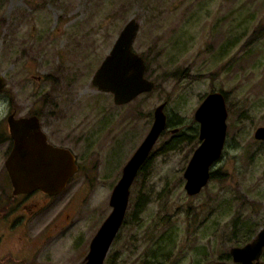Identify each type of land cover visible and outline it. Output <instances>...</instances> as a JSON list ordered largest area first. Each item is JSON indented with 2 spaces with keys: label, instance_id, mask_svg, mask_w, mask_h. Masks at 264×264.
Masks as SVG:
<instances>
[{
  "label": "rangeland",
  "instance_id": "1",
  "mask_svg": "<svg viewBox=\"0 0 264 264\" xmlns=\"http://www.w3.org/2000/svg\"><path fill=\"white\" fill-rule=\"evenodd\" d=\"M263 16L264 0H0V130L14 104L20 113L42 112L44 121L53 114L57 127L94 141L76 148L82 169L64 189L76 193L84 219L73 226L72 247L57 248L59 264L68 251L79 263L110 210L122 165L164 100L168 131L133 179L105 264H142L144 257L205 264L264 223V141L252 137L264 125V37L251 36ZM130 18L139 25L132 49L154 87L116 105L91 75ZM218 90L227 116L221 154L209 167L217 177L188 195L182 173L200 141L193 112Z\"/></svg>",
  "mask_w": 264,
  "mask_h": 264
},
{
  "label": "water",
  "instance_id": "2",
  "mask_svg": "<svg viewBox=\"0 0 264 264\" xmlns=\"http://www.w3.org/2000/svg\"><path fill=\"white\" fill-rule=\"evenodd\" d=\"M138 27L134 18L126 21L108 53L91 75L92 85L99 91L111 93L112 101L117 105L127 103L154 87V82L144 77V59L132 49ZM4 85L5 80L0 74V91ZM164 104L161 102L154 107L149 130L123 164L121 174L109 194L110 211L91 237L82 264H102L123 220L130 185L164 128ZM225 113L224 96L219 90L207 93L193 112V118L198 122L197 139L200 142L185 163L182 173L183 188L188 195L196 194L206 183L211 162L221 154L226 128ZM7 123L14 143L5 160V168L13 192L40 189L55 193L63 190L68 178L77 169L73 154L67 149L47 143L35 116L15 118L10 115ZM252 137L264 140V126L256 127ZM263 246L264 224L251 241L230 247L229 254L234 262L253 264ZM205 264L227 263L208 261Z\"/></svg>",
  "mask_w": 264,
  "mask_h": 264
},
{
  "label": "flooded vegetation",
  "instance_id": "3",
  "mask_svg": "<svg viewBox=\"0 0 264 264\" xmlns=\"http://www.w3.org/2000/svg\"><path fill=\"white\" fill-rule=\"evenodd\" d=\"M253 34L254 36L257 34V36L262 35L264 37V16L263 19L260 20L259 27H256L253 30L251 36H253ZM163 102L165 103V106L166 100ZM199 102L197 103L199 104ZM7 106V112L3 119L5 126L0 130V264H59L63 258L58 255L57 248L72 247L74 236L73 226L77 222L84 219L83 217L78 218L77 216L83 215L80 214L81 212L79 211L78 203L75 201L76 193L68 192L64 189H66L68 183L72 180V177L75 174L80 173L82 169L76 148H89V146L94 144V141L93 139H90L88 132L74 133V131H76L74 128L57 127V124L54 122V117H52L53 114L50 116L49 121H44L45 116L42 112L30 111V108L28 107L26 111L20 113L14 104H8ZM44 107H46V103H44ZM10 115L15 118L35 116L40 130L44 134L46 142L52 146L67 149L73 154L77 169L68 178L63 190L55 193H48L40 189L28 192H13L10 177L7 169L5 168V160L8 157L14 143V139L10 135L7 123V118ZM166 116L162 133L168 131V126L170 125ZM172 130L174 131L176 128H173ZM79 143H83L82 146ZM148 160L149 154L139 167L135 177L143 170ZM84 198L86 197H82V200H84ZM123 221L124 217L122 223ZM262 225L257 226L253 233L246 237L247 240L243 241L241 244H235L234 246H241L251 241ZM81 235L82 233H80L77 238V245H80L79 239ZM88 245L89 243L87 244L86 249L83 247L80 251L79 257L81 258L78 264H82L84 262ZM107 253L102 264H105L107 260ZM70 254L71 251H68L66 260L64 259L65 264H72ZM212 261L225 262L227 264H240L239 262H234L232 260V257L229 254V249L228 256L220 259H213ZM257 262L259 264H264V246L261 248L258 258L253 260V264H257Z\"/></svg>",
  "mask_w": 264,
  "mask_h": 264
},
{
  "label": "trees",
  "instance_id": "4",
  "mask_svg": "<svg viewBox=\"0 0 264 264\" xmlns=\"http://www.w3.org/2000/svg\"><path fill=\"white\" fill-rule=\"evenodd\" d=\"M223 95H224V94H223ZM215 174H216V171H210V173H209V175H210L209 178H215V177H217ZM245 237H246V236H243V235H242V239H244ZM245 240H247V239H245ZM245 240H244V241H245ZM226 256H228V253L226 254ZM150 263H152V261L144 257L142 264H150Z\"/></svg>",
  "mask_w": 264,
  "mask_h": 264
},
{
  "label": "bare ground",
  "instance_id": "5",
  "mask_svg": "<svg viewBox=\"0 0 264 264\" xmlns=\"http://www.w3.org/2000/svg\"><path fill=\"white\" fill-rule=\"evenodd\" d=\"M205 184H206V183H205ZM205 184H204V185H205ZM204 185H203V186H204ZM201 188H202V186H201ZM201 188H200V189H201ZM199 191H200V190H199ZM121 225H122V222H121ZM121 225H120V226H121ZM118 230H119V229H118Z\"/></svg>",
  "mask_w": 264,
  "mask_h": 264
}]
</instances>
